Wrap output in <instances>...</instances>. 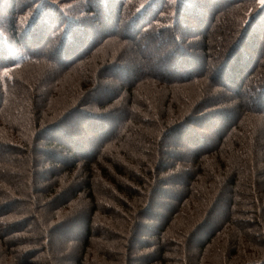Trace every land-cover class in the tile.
<instances>
[{
  "label": "trees",
  "instance_id": "trees-1",
  "mask_svg": "<svg viewBox=\"0 0 264 264\" xmlns=\"http://www.w3.org/2000/svg\"><path fill=\"white\" fill-rule=\"evenodd\" d=\"M0 264H264V0H0Z\"/></svg>",
  "mask_w": 264,
  "mask_h": 264
},
{
  "label": "rangeland",
  "instance_id": "rangeland-1",
  "mask_svg": "<svg viewBox=\"0 0 264 264\" xmlns=\"http://www.w3.org/2000/svg\"><path fill=\"white\" fill-rule=\"evenodd\" d=\"M220 117H218V118H214V119H212L214 122H217L218 120L220 121ZM197 126V125H196ZM204 136L205 137H207L208 135H207V133L206 132H204ZM157 212H159L160 213V211H157Z\"/></svg>",
  "mask_w": 264,
  "mask_h": 264
},
{
  "label": "snow or ice",
  "instance_id": "snow-or-ice-1",
  "mask_svg": "<svg viewBox=\"0 0 264 264\" xmlns=\"http://www.w3.org/2000/svg\"><path fill=\"white\" fill-rule=\"evenodd\" d=\"M5 73H7V69L5 70Z\"/></svg>",
  "mask_w": 264,
  "mask_h": 264
}]
</instances>
